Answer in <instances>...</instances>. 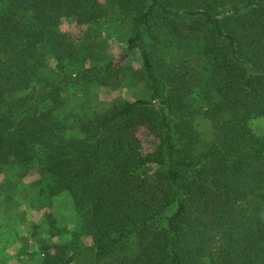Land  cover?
I'll return each mask as SVG.
<instances>
[{
    "label": "trees",
    "instance_id": "trees-1",
    "mask_svg": "<svg viewBox=\"0 0 264 264\" xmlns=\"http://www.w3.org/2000/svg\"><path fill=\"white\" fill-rule=\"evenodd\" d=\"M263 115L264 0H0V185L73 213L19 264H264Z\"/></svg>",
    "mask_w": 264,
    "mask_h": 264
},
{
    "label": "rangeland",
    "instance_id": "rangeland-1",
    "mask_svg": "<svg viewBox=\"0 0 264 264\" xmlns=\"http://www.w3.org/2000/svg\"><path fill=\"white\" fill-rule=\"evenodd\" d=\"M118 26H112L107 32L100 30L98 36L102 40L103 49L113 57L122 53L125 47L124 29ZM72 29L78 35L81 32L79 27L74 26ZM122 62L135 69L138 65L137 54L128 52L122 58ZM116 95L127 96L125 90L118 91L106 86H99L97 91L98 99L105 103L111 101ZM73 97L67 98L71 101ZM249 124L255 131L263 130L264 115L251 118ZM17 169L18 167L16 171ZM8 170L9 173H13L12 168ZM33 175L28 172L21 179L27 183L35 177ZM2 180H4V175L0 172V182ZM26 187L27 191L24 192V187L16 186L8 190L7 187L0 185V264L26 263L31 256L36 258L41 250L38 248L42 241L40 239L45 236L48 225L64 223V227H69L70 221H73V213L67 208V196H53L46 202H42L35 194L32 185ZM62 239L64 240V236Z\"/></svg>",
    "mask_w": 264,
    "mask_h": 264
}]
</instances>
